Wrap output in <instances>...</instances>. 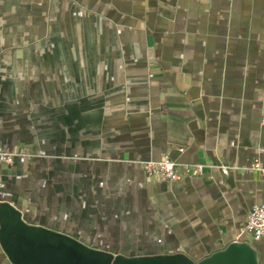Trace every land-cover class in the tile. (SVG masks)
Here are the masks:
<instances>
[{
  "label": "crops",
  "instance_id": "1",
  "mask_svg": "<svg viewBox=\"0 0 264 264\" xmlns=\"http://www.w3.org/2000/svg\"><path fill=\"white\" fill-rule=\"evenodd\" d=\"M263 117L264 0H0V144L19 153L0 202L26 224L194 263L246 241L264 264L243 230ZM163 157L179 179L146 175Z\"/></svg>",
  "mask_w": 264,
  "mask_h": 264
},
{
  "label": "water",
  "instance_id": "2",
  "mask_svg": "<svg viewBox=\"0 0 264 264\" xmlns=\"http://www.w3.org/2000/svg\"><path fill=\"white\" fill-rule=\"evenodd\" d=\"M0 241L12 264H259L254 247L246 241L231 242L195 263L180 254L115 255L63 233L26 224L6 202H0Z\"/></svg>",
  "mask_w": 264,
  "mask_h": 264
},
{
  "label": "built area",
  "instance_id": "3",
  "mask_svg": "<svg viewBox=\"0 0 264 264\" xmlns=\"http://www.w3.org/2000/svg\"><path fill=\"white\" fill-rule=\"evenodd\" d=\"M18 154L17 151L4 148L0 144V163L12 165ZM216 167L222 174H227L230 169L234 168L232 165L227 164H219ZM254 167L260 171L263 170L258 164H254ZM183 168L187 173L192 175L203 173V165L201 164H187L183 165ZM144 169L146 175L153 180H177L181 177L179 164L168 157H163L157 161H146L144 162ZM2 186L3 182L0 176V189ZM243 230L254 239L264 240V202L254 204L249 209Z\"/></svg>",
  "mask_w": 264,
  "mask_h": 264
}]
</instances>
